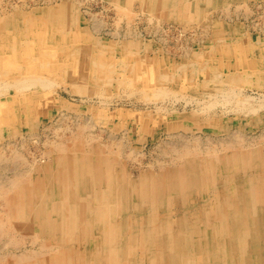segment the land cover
I'll use <instances>...</instances> for the list:
<instances>
[{"label": "rangeland", "instance_id": "374dc122", "mask_svg": "<svg viewBox=\"0 0 264 264\" xmlns=\"http://www.w3.org/2000/svg\"><path fill=\"white\" fill-rule=\"evenodd\" d=\"M262 23L264 0H0V264H51L65 248L80 263L108 249L85 246L81 232L68 241L12 208L24 186L55 178L59 156L106 160L110 177L129 187L127 208L117 214L108 202L102 220L83 228L95 236L115 222L128 238L141 234L143 246L129 240L132 262L152 247L144 240L159 222L219 221L220 204L241 191L253 198L254 188L264 206ZM12 163L22 169L13 185ZM172 177L187 183L183 192L170 190ZM144 187L168 200L151 206ZM251 210L259 220L260 207ZM199 237L187 241L206 250ZM205 258L191 257L216 264Z\"/></svg>", "mask_w": 264, "mask_h": 264}, {"label": "bare ground", "instance_id": "6f19581e", "mask_svg": "<svg viewBox=\"0 0 264 264\" xmlns=\"http://www.w3.org/2000/svg\"><path fill=\"white\" fill-rule=\"evenodd\" d=\"M219 3L220 2H218V4ZM226 16L228 17V15ZM60 21L61 20H59V23ZM263 24L264 23H262V25ZM233 28L234 30L236 29L235 27ZM217 37L220 40L223 39V37L218 34ZM237 44L238 43L231 42L227 47L235 49L237 47L235 45ZM238 45L240 46L241 43ZM239 46L236 49H239ZM237 74L238 73H236V80L240 78L238 77L240 73L238 75ZM19 156L22 155L19 153ZM19 156L17 158H20ZM60 157L61 156L57 157L59 158V166L57 168L55 178L47 179L48 175L39 178L35 187L31 188L32 190L24 186L20 195H18V205H14L12 208H14L16 212L21 210L25 215L39 218L40 224L43 225V223H45L46 225H50L56 228L54 230L57 232L62 231L65 234L64 237H66L68 241L69 235L81 232L83 234H80L77 237L79 240H82L85 246L93 247L95 243L102 247H107L108 249L100 250V252L96 255L92 254L89 258L86 257L84 252L83 254L85 256L80 260L81 262L74 263L71 259L72 255L69 253V248H65L59 254L55 255L57 258L53 259L54 262L51 264H90V262L93 264H107L109 261L111 264H193L191 257H206L208 260H211V256L214 260H216V264H229L230 260H232L233 264H257L260 260H263L262 262L264 263V233L262 232L264 231V228L260 226L261 228H259L258 231H255L257 225H262L264 222V206L258 202V198H256L254 193L256 191L255 188L253 189V198L249 193L241 191V194L236 197V200L230 199L225 205L220 204L219 209L222 210L219 214L220 216H218V218L221 219H219V221L211 219L214 217H209V219L205 218V220L200 219L198 223H189L188 221H185V219L178 222H159L158 225L153 222L156 226L150 228L151 232L147 236L148 240H144L153 242L152 247L147 246V249L145 248L141 253L140 258H135L134 262H132V258L130 256L134 255L137 257L138 251L136 250V252L134 250L131 253V249L134 248V244L133 242L131 244L129 240H133L136 236V239H138L137 242L141 243V246H143L140 237L142 236L141 234L138 236L137 234L134 235L132 233L128 238V232L126 230L125 234L120 230L121 227L116 228L113 226L120 225L115 222L112 225H109L111 222L109 224L107 223V225L103 228L98 227L97 232L96 230L94 231L97 235L90 236L88 234L90 237L87 234H84L83 228L84 224H97L100 220H102L103 216H105L107 212V207H105V205L108 202L110 207L117 209V214L122 212V208H127L129 190L126 192V189L129 187H124L118 179L110 177L111 173L107 171V167L105 165V162H107L106 160H102L96 156L88 157L87 155L78 156L76 154L72 155L68 159H62ZM18 165L19 164L14 166L11 165L10 168L13 167L14 169V172L11 171L13 172V178L6 183L14 184L18 182V175L22 172L21 167ZM191 176L192 175H190V177ZM169 180V188L172 192H183V190H185L187 185V183H185L184 186L185 181L181 183V179L176 177H172ZM0 181L3 183L6 181L2 175ZM104 182L108 183L106 187V194H103L104 189L102 190L100 188V184ZM186 182H189V179H186ZM182 186H184V188H182ZM151 191L152 192H150L148 187H144L143 191H139V193L142 194L143 192H150L145 196L149 198L151 206H153L157 201H161V199L168 200L162 190L159 191V189L157 190L156 188L151 187ZM174 193H172L173 196L171 200L175 199L176 195ZM59 200H61V202H59ZM258 206L261 209L262 216L259 220H255L257 215L254 214L251 209ZM133 207L137 208L135 205ZM115 229L116 231H114ZM102 230L105 231L104 235L103 232L101 233ZM207 230L210 231L207 232ZM113 232H119L121 236H112ZM190 234H199L201 237H199V239L206 241L207 249H209V251H206L207 249H203V243L200 240L199 243L194 242V245L190 243V240L187 241L190 238ZM96 236H102V239H98L96 242L91 241V239ZM122 236H125L124 239L128 238V241L121 239ZM73 240L75 239L73 238ZM193 241H196V239ZM257 241L262 242V249H259L258 247L253 248V253L250 252L248 253L249 255H245V249H247V246H252ZM214 242L218 247L216 250V246L213 244ZM238 246L240 252L237 251ZM230 247H232V249L235 248L234 251L236 253H234V256L228 253V248ZM150 248H152V250H149ZM219 248L222 249L219 250ZM216 252L218 253L215 255ZM240 257L242 258L241 261L237 259ZM253 257L255 258L253 259Z\"/></svg>", "mask_w": 264, "mask_h": 264}]
</instances>
